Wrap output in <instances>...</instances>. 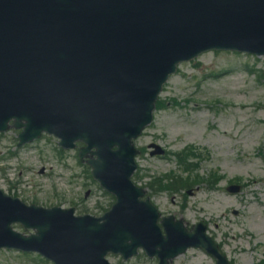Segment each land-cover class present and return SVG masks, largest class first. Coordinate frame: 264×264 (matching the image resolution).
Here are the masks:
<instances>
[{
  "label": "water",
  "instance_id": "95a60500",
  "mask_svg": "<svg viewBox=\"0 0 264 264\" xmlns=\"http://www.w3.org/2000/svg\"><path fill=\"white\" fill-rule=\"evenodd\" d=\"M213 47L264 54V0H0V130L14 119L23 140L48 131L65 146L84 142L81 157L95 149L92 175L117 197L99 225L12 212L0 195V248L31 244L59 264H104L108 251L142 246L167 264L200 246L226 264L201 226L190 234L163 219L161 237L156 211L129 183L131 140L151 121L161 85L178 61ZM19 221L39 237L12 232Z\"/></svg>",
  "mask_w": 264,
  "mask_h": 264
},
{
  "label": "rangeland",
  "instance_id": "374dc122",
  "mask_svg": "<svg viewBox=\"0 0 264 264\" xmlns=\"http://www.w3.org/2000/svg\"><path fill=\"white\" fill-rule=\"evenodd\" d=\"M160 99L166 107L154 112L152 124L135 141L141 150L136 184L144 188L151 181L154 192L148 189L146 196L162 215L180 218L188 227L203 222L231 264H264V57L204 53L179 66ZM150 143L170 156L191 145L187 148L195 151L187 158L194 165L178 166L170 156L150 157L144 150ZM163 174L187 177L181 186L169 188L158 178ZM208 177L213 185H196ZM230 182L248 184L241 193L228 194L224 187ZM0 188L27 204L73 208L77 215L100 216L113 204L88 177L77 151L60 154L57 140L48 136L17 148L14 131L0 135ZM107 258L110 264H156L142 252L127 261L118 255ZM0 264L51 263L1 250ZM171 264L216 262L192 249Z\"/></svg>",
  "mask_w": 264,
  "mask_h": 264
},
{
  "label": "bare ground",
  "instance_id": "6f19581e",
  "mask_svg": "<svg viewBox=\"0 0 264 264\" xmlns=\"http://www.w3.org/2000/svg\"><path fill=\"white\" fill-rule=\"evenodd\" d=\"M256 226H261V222H260V220H259V222L256 224Z\"/></svg>",
  "mask_w": 264,
  "mask_h": 264
}]
</instances>
